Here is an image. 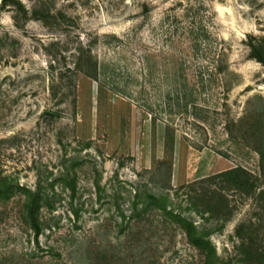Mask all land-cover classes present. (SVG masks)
<instances>
[{"label":"rangeland","instance_id":"374dc122","mask_svg":"<svg viewBox=\"0 0 264 264\" xmlns=\"http://www.w3.org/2000/svg\"><path fill=\"white\" fill-rule=\"evenodd\" d=\"M2 1L0 180L44 202L37 237L25 196L2 199L0 264H205L158 209L131 218L147 194L215 229L219 264H264V0H19L28 20ZM237 167L258 189L227 192L229 220L188 210Z\"/></svg>","mask_w":264,"mask_h":264},{"label":"trees","instance_id":"16d2710c","mask_svg":"<svg viewBox=\"0 0 264 264\" xmlns=\"http://www.w3.org/2000/svg\"><path fill=\"white\" fill-rule=\"evenodd\" d=\"M10 5L16 7V9L22 13L26 20H28L29 11L19 0H3L2 8H7ZM37 15V12H34ZM14 19H16L14 17ZM250 48V56L252 59L264 65V41L259 40L256 37H251L248 43ZM91 60L89 72H84L87 76L98 80V64L93 59ZM81 62L76 68L77 71L81 70ZM263 114H262V113ZM257 114L260 120H264V111L258 109ZM262 114V115H261ZM262 129L264 128V121L261 123ZM166 150L173 147V141L167 136ZM259 145L256 148L257 152L261 156V162L264 168V129L258 134ZM257 142V143H258ZM258 178L242 167L233 168L223 171L219 174L203 179L200 184L205 186H216L215 190L209 189L202 197L189 196V208L188 210L200 215L202 219L210 222H224L231 217L230 201L227 192L234 191L245 195H253L257 193ZM76 185L74 183L69 184V188L75 193ZM21 192L25 196L24 210L27 214V218L34 229L36 236L39 237L42 227L40 222V212L42 209V203L44 198L42 192L33 191L21 187L20 185L7 184L6 181L0 180V202L2 199H9L13 194ZM259 196L264 199V189L260 190ZM169 196L160 194H147L145 198H141L140 195L135 197V201L132 206V216L141 217L149 212L152 208L158 209L164 218L168 222L177 225L186 234L189 243L196 249H198L205 256V264H219V258L217 256L216 247L211 241V235L215 231L205 226L200 228L189 217H186L183 212L176 211V209L168 202ZM171 205V206H169ZM141 207V208H140ZM140 208V209H139ZM224 224L217 229H223Z\"/></svg>","mask_w":264,"mask_h":264}]
</instances>
